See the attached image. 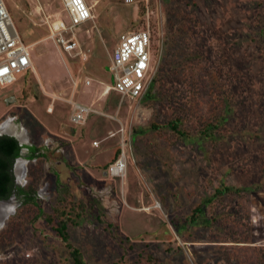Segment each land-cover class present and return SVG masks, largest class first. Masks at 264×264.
I'll return each instance as SVG.
<instances>
[{"label":"rangeland","instance_id":"rangeland-1","mask_svg":"<svg viewBox=\"0 0 264 264\" xmlns=\"http://www.w3.org/2000/svg\"><path fill=\"white\" fill-rule=\"evenodd\" d=\"M84 1L82 60L49 38L67 22L60 0H2L34 71L0 87V135L6 123L38 152L17 160L22 181L11 167L34 204L10 201L0 264H65L43 219L62 189L84 208L67 234L86 264H264V0ZM146 28L148 96L102 95L118 36ZM68 100L97 113L75 126ZM176 120L183 135L167 127ZM122 151L125 171L110 177ZM221 186L240 192L216 194Z\"/></svg>","mask_w":264,"mask_h":264},{"label":"built area","instance_id":"built-area-1","mask_svg":"<svg viewBox=\"0 0 264 264\" xmlns=\"http://www.w3.org/2000/svg\"><path fill=\"white\" fill-rule=\"evenodd\" d=\"M67 16V22L57 21L51 26L49 38L59 47L61 52L81 56L85 60L75 39L74 30L81 24L91 21L90 8L84 0H60ZM116 1V0H115ZM123 4H135L141 0H118ZM65 35V36H64ZM149 30L140 29L127 31L118 36V41L108 57L107 67L111 85H106L102 93L113 92L122 98L140 100L149 89L153 78L152 44ZM33 71L29 47L18 38L6 8L0 0V87L14 81V75ZM84 85L90 84V79L84 80ZM106 89V91H105ZM105 91V92H104ZM71 106L69 122L75 126L82 125L86 118L95 110L73 102L66 101ZM46 113L51 108L45 109ZM92 145L97 146L96 142ZM125 153L108 166L110 177H119L125 171Z\"/></svg>","mask_w":264,"mask_h":264},{"label":"trees","instance_id":"trees-1","mask_svg":"<svg viewBox=\"0 0 264 264\" xmlns=\"http://www.w3.org/2000/svg\"><path fill=\"white\" fill-rule=\"evenodd\" d=\"M147 91L146 96H148ZM178 120L171 121L167 124L177 134L183 135L177 131ZM210 127V126H208ZM26 159L30 160L37 156L38 149L34 146H25ZM19 149L16 140L9 136H0V199H6L12 189V177L9 173L12 160L19 156ZM18 193L23 194L24 201L34 204V191L30 187L24 189L15 188ZM239 193L238 189H231L227 186H221L220 189H216V194H222L224 192ZM59 206L52 210L50 215H44L43 219L46 224L50 225V228L58 238L60 245L52 247L56 251L57 256L65 264H86L83 254L68 241L67 227L76 225V220L80 218L84 212V208L80 204L74 203L67 192V190H60L58 196ZM65 206H67L65 208ZM203 210V204H199L194 207L187 221H195L197 215ZM111 264H131L128 262H113Z\"/></svg>","mask_w":264,"mask_h":264},{"label":"bare ground","instance_id":"bare-ground-1","mask_svg":"<svg viewBox=\"0 0 264 264\" xmlns=\"http://www.w3.org/2000/svg\"><path fill=\"white\" fill-rule=\"evenodd\" d=\"M33 71H34V69H33ZM105 91H106V89H105ZM103 94H105V93H103ZM9 128L10 127H8L6 123L2 124V128H1L2 131L8 132V134L10 132L9 131ZM10 135L14 136L20 143H26V142H23L24 136H23L22 133L14 131ZM24 167H25V162L24 161H21V160L17 161V164H16V173H17V177H18V180L19 181L20 180L22 181V178L24 177V169H23ZM11 205L12 204L9 201L8 203H4V205H1L0 206V221H1V219L4 216L5 213L7 214V216L12 213V211H11L12 208H10Z\"/></svg>","mask_w":264,"mask_h":264},{"label":"flooded vegetation","instance_id":"flooded-vegetation-1","mask_svg":"<svg viewBox=\"0 0 264 264\" xmlns=\"http://www.w3.org/2000/svg\"><path fill=\"white\" fill-rule=\"evenodd\" d=\"M0 136H6V135H2L1 134ZM17 144H18V142H17ZM18 146L20 147L19 152H18L19 153V156L18 157H15L12 160V163H11V167L12 168H13L14 162H17L18 159L26 160V161L28 160V159H26V156H27L26 155V151H27V149H26L25 146H29V144L26 142V143H22L20 145L18 144ZM11 167H10V170H9L10 175H11V171H12V168ZM14 173H15V171H14ZM17 186L19 187V185L12 178V189L10 190V194L8 195V197L6 199H2V200L7 201V202L11 201V203H14L15 200H17L18 198L22 197L23 194L18 193V191L15 189V188H18Z\"/></svg>","mask_w":264,"mask_h":264},{"label":"water","instance_id":"water-1","mask_svg":"<svg viewBox=\"0 0 264 264\" xmlns=\"http://www.w3.org/2000/svg\"><path fill=\"white\" fill-rule=\"evenodd\" d=\"M9 101H12V99L11 98H8L7 100H5L6 103H8ZM3 135H6V136H9V137L14 138L18 142L19 145L22 144L14 136H11L10 134H3ZM4 203H8V202L7 201H4V200H0V206L1 205H4ZM6 217H7V214L5 213L4 216L2 217L0 223H3V221L6 219Z\"/></svg>","mask_w":264,"mask_h":264},{"label":"crops","instance_id":"crops-1","mask_svg":"<svg viewBox=\"0 0 264 264\" xmlns=\"http://www.w3.org/2000/svg\"><path fill=\"white\" fill-rule=\"evenodd\" d=\"M76 29H77V28H76ZM74 34H75V33H74ZM30 60H31V59H30ZM100 83H101V82H100ZM89 85H90V84H89ZM101 85H102V83H101ZM87 86H88V85H87ZM105 86H106V85H103V88H104ZM102 91H103V90H102ZM101 94H102V95H107V94H103L102 92H101ZM82 105H84V104H82ZM85 106H86V105H85ZM87 107H89V106H87ZM89 108H90V107H89ZM91 109H92V108H91ZM90 115H92V114H90ZM90 115H89V116H90Z\"/></svg>","mask_w":264,"mask_h":264},{"label":"clouds","instance_id":"clouds-1","mask_svg":"<svg viewBox=\"0 0 264 264\" xmlns=\"http://www.w3.org/2000/svg\"><path fill=\"white\" fill-rule=\"evenodd\" d=\"M11 211H15V208H13V209H11ZM4 225H3V223H0V228H2Z\"/></svg>","mask_w":264,"mask_h":264}]
</instances>
